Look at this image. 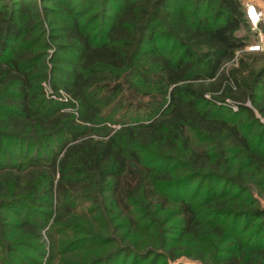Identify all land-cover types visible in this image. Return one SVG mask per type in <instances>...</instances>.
<instances>
[{
	"label": "trees",
	"instance_id": "16d2710c",
	"mask_svg": "<svg viewBox=\"0 0 264 264\" xmlns=\"http://www.w3.org/2000/svg\"><path fill=\"white\" fill-rule=\"evenodd\" d=\"M19 2L21 15L0 21V133L9 146L17 145L14 157L0 152V211L17 218L10 235L16 239H1L0 253L21 252L23 260L33 262L22 253L24 247L45 256L43 231L53 213L44 231L49 252L44 264L61 262L60 254H76L87 240L114 244L101 262L126 253L147 259L154 246L168 243L157 223L143 227V215L157 209L178 216L180 237L197 235L198 212L186 196L174 194L177 184L186 188L211 160L213 169L222 170L215 173L218 180L243 188L240 179L228 178L229 164L240 156L251 164L260 153L234 123L235 113L224 115L225 107L204 95L230 97L252 117L241 104L249 99L264 116V66L246 78L242 59L240 67L222 71L250 41L237 33L251 28L242 0H115L99 39L85 30L73 8L67 9L61 38L71 69L67 79L58 80L66 96L55 100L35 90L30 70L39 68L38 62L18 50L28 15ZM178 160H184L181 175L170 165ZM215 198L219 214L264 217L262 208L240 211L241 201L235 210ZM88 202H96L104 216L95 227L75 220ZM17 206L25 213L16 212ZM142 228H153L156 238L138 241L135 233ZM252 249L263 254L261 243ZM242 256L220 264H244ZM254 264H264V258Z\"/></svg>",
	"mask_w": 264,
	"mask_h": 264
},
{
	"label": "rangeland",
	"instance_id": "374dc122",
	"mask_svg": "<svg viewBox=\"0 0 264 264\" xmlns=\"http://www.w3.org/2000/svg\"><path fill=\"white\" fill-rule=\"evenodd\" d=\"M114 1L23 0L22 4L27 6L28 15L23 17L22 27L24 29L27 28V32L17 43V47L18 50L26 52L31 57L35 56L39 68L31 69L30 73H32L35 90H39L45 99L55 100L57 96H66L58 80L67 79L66 71L71 69V65L68 62V60L70 61V56L64 52L62 46L65 41H63L64 38H61L65 34L62 30V19L66 18L67 9L73 8L75 16H79V21L85 27V30L99 39L101 38V26L104 27L108 22L109 15L114 13ZM116 1L118 3L120 0ZM245 1H252L264 7V0H242L243 3ZM20 6L22 5L19 0H0V21H2L1 17L5 20L9 14L19 17L21 15ZM237 33L249 37L250 41L248 44L256 42L260 38L258 31L248 26ZM245 46L236 50L235 56L223 65L222 71L227 72L229 69L240 67L241 59L245 68L243 77L258 71L264 66V49L251 52ZM247 81L249 82L248 79ZM203 83L206 85L208 82ZM259 87L260 84L255 86L253 91L255 94L260 93ZM204 95L205 97L216 99L218 104L225 107L224 115L228 116L235 113L233 121L239 126L241 133L252 141V145L259 147L260 153H258L256 160H252L251 164L246 163L247 161L241 158L242 156L231 160L229 164L232 169L228 171V175L230 174L228 178L240 179L243 188L237 187L236 184L226 178L224 181L218 180L215 173L218 174L222 170L213 169L210 165H214L216 161L211 162L209 160L206 164L207 166L199 170L198 176L189 182L186 188L183 189L182 184L178 183L176 186L178 188H175L174 193L179 196H186L194 204L198 212L199 229H201L197 235L180 237L179 228L175 225L178 216L174 212H158L159 210L157 209L153 210L151 214L143 215V227L149 225L154 227V223H157L156 225H160L159 227L162 229L160 234L168 239V243L165 247L154 246L152 248L154 252L149 258L140 259L137 257L132 259L131 254L126 253L121 255L118 260L109 256L108 260L101 262V257L111 252L115 247L114 244L101 246L100 240H87L81 246L85 248L77 250L76 254H60L59 257L62 258V261H54V264H220L223 259L230 257L233 259L242 255L244 260L247 261L244 264H254L255 259L264 258V217L255 218L252 215H245L236 218L233 215L219 214V209L215 207V195H218L219 200L228 201L231 209L238 210L234 206H239L241 201L243 206L240 207V211L250 210L253 207L264 209V175L262 176L264 171L262 167L264 165V160H262L264 158V116L257 111L249 99L241 102V104L251 109L252 117H248L246 113H243L240 110V105L230 97H219L213 91H207ZM110 126L115 130L120 127L118 124H111ZM192 141L193 144L199 145L201 149H209L208 145H202L197 139ZM9 145L5 142L4 135L0 133L1 155L8 154L14 157L17 155V145ZM33 152L32 149L30 153L32 154ZM215 152L214 149L210 150L212 155ZM223 157L226 160L227 158L229 160L232 158L230 155H224ZM11 159L9 160L11 161ZM14 160L16 159H12V161ZM212 160L216 159L213 158ZM183 162L184 160H178L170 164L173 170L178 171L179 175L183 173L181 168ZM155 164L158 165V163ZM224 165L227 166V164ZM259 168L261 169V174ZM96 205V202L86 203L85 207H89L88 210H83L81 217H77L75 220L82 224L86 221L88 224L92 222V224L94 223L92 227H95L94 225L100 223L104 217ZM20 209L22 208L17 206L15 211L24 214L25 211ZM13 215L7 214L3 210L0 211V242L1 239H16L10 236L15 231L17 222V218ZM41 217L39 218L42 219ZM53 217L54 213L47 221L44 231L51 224ZM217 227H219L220 232L216 230L218 229ZM44 231L45 256L41 257L37 252L23 247L24 251L22 253L30 257L33 262L23 260L21 252L8 257L0 253L2 264H44L49 256L47 251L48 239L44 236ZM145 235H148L153 241L157 232L153 228L149 230L142 228V230H137L135 233L138 241H141ZM62 237V235L58 236L59 239L66 240V238ZM27 241L31 245L35 244L33 239H27ZM123 241L124 236L121 237L120 235L119 243H123ZM257 243H261L263 246V254L261 256H258L252 249ZM140 245L138 242L135 247L141 249ZM8 261L10 262L8 263ZM236 263L243 264L242 261Z\"/></svg>",
	"mask_w": 264,
	"mask_h": 264
},
{
	"label": "built area",
	"instance_id": "2783aa9c",
	"mask_svg": "<svg viewBox=\"0 0 264 264\" xmlns=\"http://www.w3.org/2000/svg\"><path fill=\"white\" fill-rule=\"evenodd\" d=\"M245 14L248 24L253 30L258 31L260 38L258 41L246 45L245 47L251 52H257L264 49V7L245 1Z\"/></svg>",
	"mask_w": 264,
	"mask_h": 264
}]
</instances>
